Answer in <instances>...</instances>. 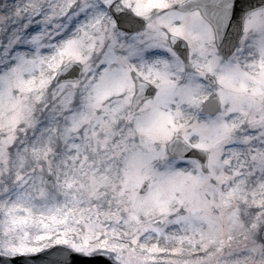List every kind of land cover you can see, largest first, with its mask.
<instances>
[{
    "label": "snow or ice",
    "instance_id": "1",
    "mask_svg": "<svg viewBox=\"0 0 264 264\" xmlns=\"http://www.w3.org/2000/svg\"><path fill=\"white\" fill-rule=\"evenodd\" d=\"M0 264H264V0H0Z\"/></svg>",
    "mask_w": 264,
    "mask_h": 264
}]
</instances>
